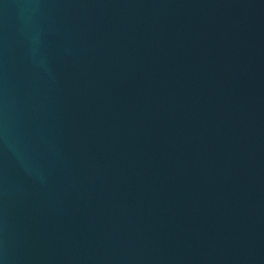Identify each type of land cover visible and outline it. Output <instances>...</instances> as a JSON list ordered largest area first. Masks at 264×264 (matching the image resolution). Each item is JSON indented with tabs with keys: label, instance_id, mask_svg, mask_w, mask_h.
Wrapping results in <instances>:
<instances>
[{
	"label": "water",
	"instance_id": "obj_1",
	"mask_svg": "<svg viewBox=\"0 0 264 264\" xmlns=\"http://www.w3.org/2000/svg\"><path fill=\"white\" fill-rule=\"evenodd\" d=\"M0 264H264V0H0Z\"/></svg>",
	"mask_w": 264,
	"mask_h": 264
}]
</instances>
